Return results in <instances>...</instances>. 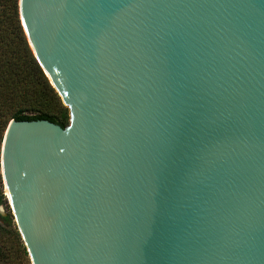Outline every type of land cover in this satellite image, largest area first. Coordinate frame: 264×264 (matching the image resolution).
Instances as JSON below:
<instances>
[{
	"label": "water",
	"instance_id": "obj_1",
	"mask_svg": "<svg viewBox=\"0 0 264 264\" xmlns=\"http://www.w3.org/2000/svg\"><path fill=\"white\" fill-rule=\"evenodd\" d=\"M68 108L8 122L29 264H264V0H18Z\"/></svg>",
	"mask_w": 264,
	"mask_h": 264
},
{
	"label": "trees",
	"instance_id": "obj_2",
	"mask_svg": "<svg viewBox=\"0 0 264 264\" xmlns=\"http://www.w3.org/2000/svg\"><path fill=\"white\" fill-rule=\"evenodd\" d=\"M47 115L66 126L67 107L35 58L20 22L18 0H0V140L8 122ZM6 197L0 185V205ZM11 217V216H10ZM8 217L0 215V264L27 263L24 242ZM10 219V218H9Z\"/></svg>",
	"mask_w": 264,
	"mask_h": 264
},
{
	"label": "rangeland",
	"instance_id": "obj_3",
	"mask_svg": "<svg viewBox=\"0 0 264 264\" xmlns=\"http://www.w3.org/2000/svg\"><path fill=\"white\" fill-rule=\"evenodd\" d=\"M68 109V108H67ZM69 115V114H68ZM69 123V122H68ZM68 125V124H67ZM66 125V126H67ZM3 193H4V191H3ZM6 197V196H5ZM0 215L1 216H5V217H8L7 218V221H5L4 220V223L5 224H8L9 225V223H7L8 222V220H10V222H11V225H12V227H16L17 228V224H16V221H15V219H14V216H13V213H12V210H11V206H10V204H9V202H8V200H7V198H6V205L5 204H3V205H0ZM11 216V217H10ZM10 218V219H9ZM18 229V228H17ZM19 259L20 260H18V262H16V264H29V262L27 263V261L22 257H19Z\"/></svg>",
	"mask_w": 264,
	"mask_h": 264
}]
</instances>
